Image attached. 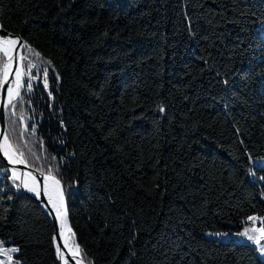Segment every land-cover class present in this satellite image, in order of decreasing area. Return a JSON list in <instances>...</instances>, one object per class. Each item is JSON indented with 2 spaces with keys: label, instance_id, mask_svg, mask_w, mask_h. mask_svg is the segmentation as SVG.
I'll return each mask as SVG.
<instances>
[{
  "label": "trees",
  "instance_id": "trees-1",
  "mask_svg": "<svg viewBox=\"0 0 264 264\" xmlns=\"http://www.w3.org/2000/svg\"><path fill=\"white\" fill-rule=\"evenodd\" d=\"M0 24L34 50L6 136L61 181L87 264H264L256 245L206 235L264 218V0H0ZM5 169L13 264H61Z\"/></svg>",
  "mask_w": 264,
  "mask_h": 264
},
{
  "label": "snow or ice",
  "instance_id": "snow-or-ice-1",
  "mask_svg": "<svg viewBox=\"0 0 264 264\" xmlns=\"http://www.w3.org/2000/svg\"><path fill=\"white\" fill-rule=\"evenodd\" d=\"M0 28H2V26H0ZM19 43H20L19 37H12L10 34L7 36H0V62H3V67H2V69H0V87H2L4 83H6L7 77L9 75V68H10L11 62L14 59L13 52ZM21 46L22 47H28L29 51H34L27 45H21ZM35 55L39 56V53H35ZM5 58H6V62H4ZM21 59H23V57H21ZM33 67H35V65L29 64L27 66L28 75H29V82L27 83V89L29 91L33 87L31 80L35 79V77H33L31 75V70ZM48 71H49V69L47 67H45L43 69L45 89L48 88ZM16 75H17L18 87H22L23 85L20 83V81H22L24 73H22L19 69H17ZM8 94H9V96L12 95V88L11 87H9V89H8ZM48 94H49V96H51L50 91ZM16 95L18 97L20 96L19 91L16 92ZM13 107H15V105ZM160 110H161V112H163L164 111L163 107H161ZM61 124H62V122H61ZM32 131L35 132L34 127H33ZM10 148H11V145L8 144V138L5 135L3 142L0 143V151H2L4 156H6L8 158V162L10 164H13V165H15L17 163L26 164V161L13 158L14 156L22 157L23 152H20L17 154L13 150L12 153L10 154V152H9ZM53 159H55V158H53ZM255 163L264 165V161H256ZM4 171L5 172L10 171L12 173V178H14V180L21 179L19 176L16 175L17 169L15 167H12L11 169H5ZM49 172L50 173L52 172L51 168L49 169ZM25 175H30V174H25ZM32 179L35 180L36 178L33 176ZM43 179L45 181L51 179L53 182V185L57 186L55 190L57 192H59L58 186L61 184V181L59 179H57L55 175L44 176ZM261 179H264V177H261ZM22 182L24 183V186L27 187V190L29 192H33L37 197L40 196V191L36 187H28L26 181H22ZM37 183H39V181H37ZM15 186H16L17 190L20 189V184H16ZM43 192L48 197L49 201H52L53 206L56 208L57 217L61 219V229L63 230L64 221H63V217L61 216V207L59 206L60 202L62 201V193H60L58 200H53L51 194H49V192H48V185L46 183L43 185ZM8 198L11 199V197H8ZM247 219L249 221L260 220L261 224L264 225V218H257V217L250 216ZM69 231H70V229H69ZM251 232H252V234H249V230L246 229L240 235L242 237L246 238L247 241H251L254 245H256L258 253L261 256H264V226L254 228L251 230ZM53 239L55 240V237H53ZM4 243H5V241L0 240V256L5 257V259L0 260V264H13V255L12 254L18 253L19 249L16 247L6 248L3 246ZM65 247H69V245L67 243H65ZM76 247L78 249L79 245H77ZM78 254H79L78 251L71 252V255L73 257L77 256ZM56 255L58 258L63 260V264H68V261L66 258H64L63 253H62L59 245L56 246ZM15 264H20L19 260H16ZM76 264H80V261L78 260L76 262Z\"/></svg>",
  "mask_w": 264,
  "mask_h": 264
},
{
  "label": "water",
  "instance_id": "water-1",
  "mask_svg": "<svg viewBox=\"0 0 264 264\" xmlns=\"http://www.w3.org/2000/svg\"><path fill=\"white\" fill-rule=\"evenodd\" d=\"M1 26V24H0ZM11 35L12 37H19L20 38V43L17 45L16 49L13 52V61H12V69L7 77L6 83L3 84L2 87H0V143L1 139L5 136V115H6V110L9 104L8 100V88L10 85V81L12 79V74L15 72L17 65H19L22 68V59L21 57L23 56V50L24 47L21 45H25V40L16 33L9 32L5 29L0 28V36H7ZM6 61V60H5ZM12 148V147H11ZM13 151V150H12ZM0 159L4 162V164L8 167V169H11L12 167H15L19 171V177L22 178V175L24 172H29L31 173L36 179H35V187L40 191V196L37 197L33 192H29L27 189H25L22 186V181L21 179L17 180L18 184H20V189L19 191L23 192L24 194L30 196L33 198L38 205L44 210L46 215L48 216L52 226H53V237H55V245H59L61 248V251L63 253L64 258L67 259L69 264H76V262L79 260L80 264H87L83 258L81 257L80 253L73 257L71 255V252L77 251L76 249L72 248L68 244V234L71 231V225L69 222L68 218V210H67V204L65 201V196L63 192V188L61 184L58 186L60 193H62V203H61V212L66 220L67 227H68V232L64 233L63 230L61 229V223H60V218L57 217V213L55 209L53 208V205L51 204V201H49L48 197L44 194L43 192V185H44V176H48L49 174H45L31 166H29L27 163H17L15 165L10 164L8 162V158L4 156V154L0 151ZM16 159V158H14ZM11 177V175H10ZM12 178V177H11ZM39 181V183H37ZM70 229V231H69ZM65 243L69 245V247H65ZM60 261V258H58Z\"/></svg>",
  "mask_w": 264,
  "mask_h": 264
},
{
  "label": "bare ground",
  "instance_id": "bare-ground-1",
  "mask_svg": "<svg viewBox=\"0 0 264 264\" xmlns=\"http://www.w3.org/2000/svg\"><path fill=\"white\" fill-rule=\"evenodd\" d=\"M22 57H23V56H22ZM5 60H6V58H5ZM5 60H4V62H6ZM2 67H3V63H2V65H1V67H0V69H2ZM22 68H23V63H22ZM11 69H12V62H11L10 68H9V73H10ZM17 69H19V70L23 73V69H21V67H20L19 65H17L15 72L12 74V79H11V81H10V85H9V87L12 88V95L9 96V94H8L9 104H10V103H11V102L17 97L16 92L19 91V93H20V92H21V88H22V87H18V83H17V75H16ZM23 77H24V75H23ZM20 83L23 85V79H22V81H20ZM8 89H9V88H8ZM9 104H8V105H9ZM5 135H6V132H5ZM3 140H4V137L1 139V143L3 142ZM8 144L11 145L10 142H9V140H8ZM11 147H12V146H11ZM12 150H13L12 148L9 149L10 154L12 153ZM1 152H2V151H1ZM2 153H3V152H2ZM13 158L19 159L17 156H14ZM7 168H8V167H7ZM9 172H10V171H9ZM25 174H30V175H25ZM45 174H46V173H45ZM10 175H11V177H12V173H11V172H10ZM16 175L19 176V171H18V170H17V172H16ZM32 177H33V175H32L31 173L25 171L24 174L22 175L21 181H26L28 187H35V180H33ZM12 179H14V178H12ZM16 181H17V180H16ZM45 183L48 185V192H49V194H51L52 199H53V200H58L59 195H60V190H59V192H57V191L55 190L57 186H54V185H53V182H52L51 179H49V180H47V181L44 180V184H45ZM22 186H23L25 189H27V187L24 186V183H23V182H22ZM58 188H59V187H58ZM61 203H62V201H61L60 204H59L60 207H61ZM51 204L53 205L52 201H51ZM53 208H54L55 211H56V208H55L54 206H53ZM61 216L63 217L62 212H61ZM63 221H64L63 232H64V233H65V232L67 233V232H68V227H67V223H66V220L64 219V217H63ZM60 223H61V219H60ZM60 263L63 264V260H62V259H60Z\"/></svg>",
  "mask_w": 264,
  "mask_h": 264
},
{
  "label": "rangeland",
  "instance_id": "rangeland-1",
  "mask_svg": "<svg viewBox=\"0 0 264 264\" xmlns=\"http://www.w3.org/2000/svg\"><path fill=\"white\" fill-rule=\"evenodd\" d=\"M252 217H257V218H262L261 216H253ZM250 217V216H249ZM264 226L261 224L260 220H253L249 221L248 219L246 222L243 224V226L239 229H228L224 230L221 232H207V236H213V237H219L220 239H229L232 238L234 240L238 241H243V242H248L250 244H253L251 241H247L246 238L242 237L240 234L243 233L246 229L249 230V234H252L251 230L257 227ZM259 254V253H258ZM260 257H263L259 254Z\"/></svg>",
  "mask_w": 264,
  "mask_h": 264
}]
</instances>
